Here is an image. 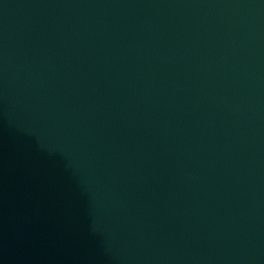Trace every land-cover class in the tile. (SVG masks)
Here are the masks:
<instances>
[{
  "label": "water",
  "instance_id": "95a60500",
  "mask_svg": "<svg viewBox=\"0 0 264 264\" xmlns=\"http://www.w3.org/2000/svg\"><path fill=\"white\" fill-rule=\"evenodd\" d=\"M0 264H264V0H0Z\"/></svg>",
  "mask_w": 264,
  "mask_h": 264
}]
</instances>
